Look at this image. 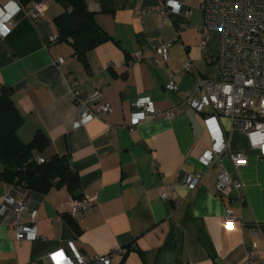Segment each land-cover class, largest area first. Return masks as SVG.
Returning a JSON list of instances; mask_svg holds the SVG:
<instances>
[{"label": "crops", "instance_id": "obj_1", "mask_svg": "<svg viewBox=\"0 0 264 264\" xmlns=\"http://www.w3.org/2000/svg\"><path fill=\"white\" fill-rule=\"evenodd\" d=\"M173 1L181 5L180 13L163 14L164 0H84L107 39L83 57L75 54L71 39L49 41L58 35L59 2L43 0L37 23L23 8L28 4L13 13L8 34L0 36V89L11 90L22 118L17 135L24 143L39 130L48 137L44 150H34L35 158L67 149L79 177L76 194L91 198L93 208L74 217L71 202L77 198L66 187L42 194L0 179V203L13 192L27 206L19 219L28 222L33 213L37 231L35 240H18L9 224L15 216L0 217V264H51L47 255L58 248L67 252L69 243L90 259L87 264H102L96 257L104 255L112 264H264V156L219 117L228 151L209 167L201 162L211 146L207 112L182 99L198 77L218 76L219 36L200 35L203 0ZM164 41H171L168 58L156 62L155 49ZM73 79L85 91L100 90L112 112L75 125L68 85ZM169 79L176 91L166 89ZM140 96L160 110L174 107L175 116L153 117L131 130L132 106ZM229 151L243 153L245 163L234 167ZM222 169L242 182L229 198L216 186ZM195 173L201 177L191 190L181 180ZM162 192L169 199H162ZM226 206L237 217L231 227L224 221ZM252 248L250 262L246 252Z\"/></svg>", "mask_w": 264, "mask_h": 264}, {"label": "built area", "instance_id": "obj_2", "mask_svg": "<svg viewBox=\"0 0 264 264\" xmlns=\"http://www.w3.org/2000/svg\"><path fill=\"white\" fill-rule=\"evenodd\" d=\"M23 7L19 0H10L0 5V36L9 32V25L13 13ZM33 23H37L43 16L45 6L43 1H32L23 7ZM201 9L203 21L199 27L200 35L205 37L208 31H215L219 36L216 64L218 76L216 78H197V85L191 92L185 93L182 104L190 106L199 112H207L204 122L211 137V146L201 157V162L209 167L219 155L228 151L225 132L218 123L219 117H226L230 125L242 131L251 148L264 156V0H203ZM181 5L177 1L164 0L163 14L180 13ZM145 9L140 10L143 15ZM187 16V11L182 12ZM180 33V28L176 36ZM49 41L55 42V36H49ZM204 41V40H203ZM204 43V42H203ZM171 41L160 43L156 49L155 61L168 58ZM138 60V55H134ZM59 63L62 59H58ZM69 91L77 110L75 125H84L91 119H100L112 112V105L103 99L98 89L85 91L77 80H69ZM166 89L176 91L178 85L172 80L166 83ZM132 117L129 124L131 130L145 120L153 117L172 119L176 109L160 110L148 96L138 97L132 106ZM208 109L209 111H207ZM230 161L234 167L243 165L246 156L241 152L229 151ZM43 157H37L38 163L44 162ZM201 173H195L181 181L189 189L197 187ZM216 186L221 197L229 198L231 193L242 189V182L235 176L229 175L224 169L216 175ZM168 188L171 184L167 185ZM162 199H169L165 192ZM93 208L91 198L73 199L71 215L83 216ZM27 209L22 200H18L13 192H8L0 203V217L8 219L14 215L15 219L9 223L15 229L18 240L37 239L34 214L31 213L28 222L19 219L20 213ZM237 220L231 206H226L224 221L231 227ZM252 233H256L252 229ZM66 252L63 248L55 249L47 256L51 264H87L90 259L85 258L69 243ZM254 246V245H253ZM253 248L246 252V259L254 258ZM102 264H112L108 255L99 256Z\"/></svg>", "mask_w": 264, "mask_h": 264}, {"label": "trees", "instance_id": "obj_3", "mask_svg": "<svg viewBox=\"0 0 264 264\" xmlns=\"http://www.w3.org/2000/svg\"><path fill=\"white\" fill-rule=\"evenodd\" d=\"M32 1L43 0H19L22 6ZM55 1L63 7V11L54 19L58 33L56 40L71 39L77 56L83 57L107 39L97 26L93 13L86 9L84 0ZM21 122L22 118L11 99V90L3 86L0 89V179L42 194L64 186L73 198H81V195L76 194L79 177L70 167L67 149L63 154L38 163L34 150H44L49 139L39 130L30 142H22L17 135Z\"/></svg>", "mask_w": 264, "mask_h": 264}]
</instances>
